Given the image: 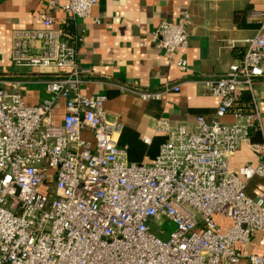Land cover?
<instances>
[{"label": "built area", "instance_id": "obj_1", "mask_svg": "<svg viewBox=\"0 0 264 264\" xmlns=\"http://www.w3.org/2000/svg\"><path fill=\"white\" fill-rule=\"evenodd\" d=\"M97 1L65 0L62 11L86 20ZM250 18L257 30L241 61L202 80L219 99L213 119L196 117L191 129L155 121L165 140L151 165L125 160L123 125L107 120L106 97L81 94L88 73L77 61L82 36L64 39L51 18L39 30H14L13 66L52 75L43 82L49 99L33 106L23 101L22 81L0 76V264H264V253L251 251L264 249V191L246 194L250 180L264 178V140L258 166L229 169L261 121L256 110L236 108L264 76V11ZM188 21L185 13L160 22L151 43L168 56L181 53ZM175 65L187 71L183 57ZM169 91L179 85L136 95L160 100ZM227 115L231 123L221 121Z\"/></svg>", "mask_w": 264, "mask_h": 264}, {"label": "crops", "instance_id": "obj_2", "mask_svg": "<svg viewBox=\"0 0 264 264\" xmlns=\"http://www.w3.org/2000/svg\"><path fill=\"white\" fill-rule=\"evenodd\" d=\"M65 0H0V76L22 81L20 94L25 104L37 105L49 99L43 82L50 71L18 68L11 62V35L14 30H39L44 18L62 31L68 17L62 11ZM252 11H264V0H98L86 20L73 22L82 36L77 61L84 76L81 94L88 98L105 96L108 121L123 125L118 146L126 147L128 163L151 165L165 138L154 130L155 121L192 128L196 117L211 121L219 99L205 92L202 80L219 78L241 61L257 23ZM187 13V49L168 56L151 43V34L160 22H178ZM183 57L187 71L181 72L175 60ZM264 69V57L261 60ZM169 91L160 100H141L136 93ZM250 111L261 121L249 132V139L229 159V169L237 173L243 166H258L262 158L257 146L264 140V76L253 82ZM243 108V107H242ZM245 108V107H244ZM63 116V104L56 110V121ZM221 121L231 123L227 115ZM144 138L149 142L145 143ZM264 191V178L254 177L246 194L255 198ZM253 253L264 249L252 248Z\"/></svg>", "mask_w": 264, "mask_h": 264}, {"label": "trees", "instance_id": "obj_3", "mask_svg": "<svg viewBox=\"0 0 264 264\" xmlns=\"http://www.w3.org/2000/svg\"><path fill=\"white\" fill-rule=\"evenodd\" d=\"M61 33H62V37L66 40H69V41H72L75 37L78 36L75 33L74 24H73L71 19H68L66 21ZM251 101H252L251 96L248 93L243 92L238 99V104H237L236 108H238L239 110H242L244 112H249L250 106H251Z\"/></svg>", "mask_w": 264, "mask_h": 264}, {"label": "rangeland", "instance_id": "obj_4", "mask_svg": "<svg viewBox=\"0 0 264 264\" xmlns=\"http://www.w3.org/2000/svg\"><path fill=\"white\" fill-rule=\"evenodd\" d=\"M196 217L198 218V216H196ZM163 226H164L166 229H168V230H171V229H172V227H171V226L169 227V226L167 225V223H163ZM167 226H168V227H167Z\"/></svg>", "mask_w": 264, "mask_h": 264}]
</instances>
